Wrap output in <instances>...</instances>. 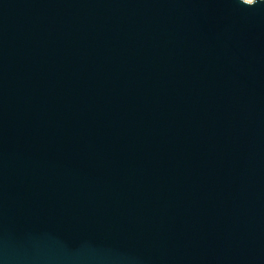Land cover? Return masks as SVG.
<instances>
[{"label": "water", "instance_id": "obj_1", "mask_svg": "<svg viewBox=\"0 0 264 264\" xmlns=\"http://www.w3.org/2000/svg\"><path fill=\"white\" fill-rule=\"evenodd\" d=\"M0 264H264V0H0Z\"/></svg>", "mask_w": 264, "mask_h": 264}, {"label": "bare ground", "instance_id": "obj_2", "mask_svg": "<svg viewBox=\"0 0 264 264\" xmlns=\"http://www.w3.org/2000/svg\"><path fill=\"white\" fill-rule=\"evenodd\" d=\"M244 1H246V2H252L253 0H244Z\"/></svg>", "mask_w": 264, "mask_h": 264}, {"label": "rangeland", "instance_id": "obj_3", "mask_svg": "<svg viewBox=\"0 0 264 264\" xmlns=\"http://www.w3.org/2000/svg\"><path fill=\"white\" fill-rule=\"evenodd\" d=\"M254 1V0H253Z\"/></svg>", "mask_w": 264, "mask_h": 264}]
</instances>
